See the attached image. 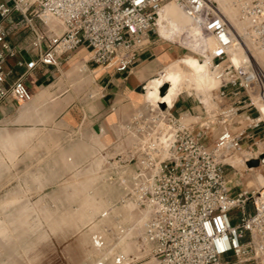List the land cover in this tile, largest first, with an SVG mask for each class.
Masks as SVG:
<instances>
[{"label":"built area","instance_id":"built-area-1","mask_svg":"<svg viewBox=\"0 0 264 264\" xmlns=\"http://www.w3.org/2000/svg\"><path fill=\"white\" fill-rule=\"evenodd\" d=\"M168 1L215 39L208 50L215 107L188 125L171 107L145 101L102 151L126 196L148 210L138 238L154 264H264V185L234 191L225 171L226 158L242 153L245 142L246 163L262 155L264 0H230L247 21L249 41L218 0H0V99L31 100L25 75L39 64L57 66L81 47L97 64L135 67ZM14 13V33L27 34L21 45L8 39L5 22ZM236 43L245 53L239 63L230 58ZM22 52L29 55L18 60L25 70L7 84L6 61ZM94 243L102 247L104 236L95 234Z\"/></svg>","mask_w":264,"mask_h":264},{"label":"rangeland","instance_id":"rangeland-1","mask_svg":"<svg viewBox=\"0 0 264 264\" xmlns=\"http://www.w3.org/2000/svg\"><path fill=\"white\" fill-rule=\"evenodd\" d=\"M178 13L181 11L159 23L153 37L160 44V88L169 85L176 89L171 86L174 68L189 61L208 69V50L215 45V39L186 15L179 25ZM84 58H90L88 50ZM83 64L64 68L63 90L69 89L75 100L76 75ZM176 90H180L178 98L187 100L196 111L182 116L188 125L205 121L204 107H215V89L208 92L209 102L186 82ZM144 93L145 85L143 96L149 101ZM171 111L177 114L175 109ZM39 114L38 126L0 128V264H154L138 238L145 220L139 213L145 208L126 196L127 189L113 179L107 152L102 151L105 144L93 137L83 142L80 134ZM249 145L244 143L243 156ZM260 145L264 142H258ZM257 166L249 171L226 162L234 191L257 190L254 175L264 185V161ZM98 233L105 238L100 248L94 243Z\"/></svg>","mask_w":264,"mask_h":264},{"label":"crops","instance_id":"crops-1","mask_svg":"<svg viewBox=\"0 0 264 264\" xmlns=\"http://www.w3.org/2000/svg\"><path fill=\"white\" fill-rule=\"evenodd\" d=\"M18 18L19 14H12L5 25L8 39L21 45L23 34H15L13 25V21ZM86 51L84 47L78 48L57 66L39 64L30 70L24 79L32 92V99L25 102L10 96L0 99V128L38 126L40 124L37 120L41 116L39 112H42L43 118L55 120L64 129L80 134L83 142L93 137L106 146L118 135V125L128 120L133 111L145 103L144 85L145 98L151 102L158 101L154 91L160 89L162 60L157 40L154 39L143 51L135 67L124 71L84 58ZM22 57L29 59L25 52L7 59L6 68L11 70L7 84L24 72L25 67L18 65ZM80 62L85 63V67L76 75L75 100L68 93L69 89L63 90L67 72H64V68ZM179 93L180 90H176L172 94L167 102L168 107L175 109L177 114L196 112L187 100L178 98ZM179 103L180 109L177 111Z\"/></svg>","mask_w":264,"mask_h":264},{"label":"bare ground","instance_id":"bare-ground-1","mask_svg":"<svg viewBox=\"0 0 264 264\" xmlns=\"http://www.w3.org/2000/svg\"><path fill=\"white\" fill-rule=\"evenodd\" d=\"M222 1L226 5V11H225V9H223L224 12L226 14L228 13L232 17H234V19H232L227 14L229 16L232 24L235 26L237 31L240 34L244 35L246 40L249 41V34H248V30H247V21H243L238 17V10L230 2V0H222ZM219 2L223 8L221 0H219ZM178 10L181 11V13H178L176 16V18L178 19L179 25L183 24V20L185 19L184 15H186L190 20H192L181 9V7L175 1H170V2L166 3L165 5H163V7L159 10V17L157 19V25L159 23L161 25L168 16H170L173 13H176V11H178ZM175 28H177L178 31H179V29H181L179 26H177ZM190 31H191V29H190ZM193 32H195V30ZM207 48H208V46H207ZM244 56H245V53L243 51V48L236 43L234 46V50L230 55L231 60L234 63H239ZM208 65H209V68L211 69L210 62L208 63ZM209 68L206 69L205 67H202V65L199 62L194 61V60L187 62L182 67L177 66L174 68L175 72L173 75V79L171 81V86H174L176 89H179L181 87L182 83L186 82L189 86L194 87V89H196L198 92L204 93L206 95V99H208V92H211L213 89H215L218 86V81H217L216 77L214 76L212 69L210 70ZM209 72H211L212 75ZM192 80H195V82H192ZM160 89H158L154 92L158 97V102H160V104H162L164 106H168L167 102L170 100L171 96H173L172 94L176 91V89H172L169 85H167V89L164 93H162L160 91ZM209 101L210 100L208 99V102ZM182 116L185 118L187 117L186 114H183ZM259 144H261V143H259ZM263 146L264 145H260V147H257L258 154L259 153L262 154L261 157H259L261 160V163L264 161V147ZM243 154H244L243 152L241 155H240V153H239V155L236 153L235 155L227 157L226 158L227 162H230L235 167H238V169L239 168H244V169L246 168L249 171H253L256 167H259V166H248V164L245 162V159H244V156L247 154V151H246V154L244 156H243ZM254 178H255L259 187L263 186V185H260L258 183V179H257L256 175H254ZM245 189L249 190L248 188H245ZM253 190H255V189H251V191H253ZM147 215H148V210H144V211H141V213H139V216L141 217V219L146 218Z\"/></svg>","mask_w":264,"mask_h":264},{"label":"water","instance_id":"water-1","mask_svg":"<svg viewBox=\"0 0 264 264\" xmlns=\"http://www.w3.org/2000/svg\"><path fill=\"white\" fill-rule=\"evenodd\" d=\"M166 89H167V85H164L161 87L160 91L164 93ZM259 163H260V160L258 158L251 159L247 162L248 166H257L259 165Z\"/></svg>","mask_w":264,"mask_h":264}]
</instances>
